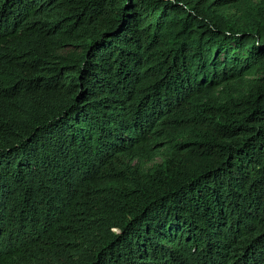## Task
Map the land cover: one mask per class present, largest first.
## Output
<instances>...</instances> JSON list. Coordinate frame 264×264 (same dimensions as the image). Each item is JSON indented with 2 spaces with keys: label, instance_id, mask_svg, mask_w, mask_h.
<instances>
[{
  "label": "trees",
  "instance_id": "1",
  "mask_svg": "<svg viewBox=\"0 0 264 264\" xmlns=\"http://www.w3.org/2000/svg\"><path fill=\"white\" fill-rule=\"evenodd\" d=\"M0 264H264V0H0Z\"/></svg>",
  "mask_w": 264,
  "mask_h": 264
},
{
  "label": "rangeland",
  "instance_id": "2",
  "mask_svg": "<svg viewBox=\"0 0 264 264\" xmlns=\"http://www.w3.org/2000/svg\"><path fill=\"white\" fill-rule=\"evenodd\" d=\"M164 157H165V151H161L158 154L151 156L148 159V163H147V160H145L144 162L147 163L146 167H154V166L159 165L163 161Z\"/></svg>",
  "mask_w": 264,
  "mask_h": 264
}]
</instances>
